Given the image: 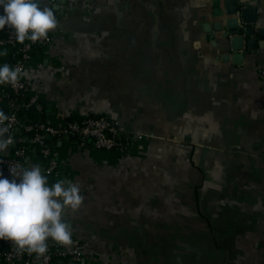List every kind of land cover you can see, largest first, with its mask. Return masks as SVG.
<instances>
[{
	"label": "crops",
	"instance_id": "crops-1",
	"mask_svg": "<svg viewBox=\"0 0 264 264\" xmlns=\"http://www.w3.org/2000/svg\"><path fill=\"white\" fill-rule=\"evenodd\" d=\"M245 2L259 21L240 51L215 29L214 0L59 9L53 43L27 71L49 120L106 116L145 135L126 154L58 144L84 197L64 210L80 264H264V0ZM171 229L174 240L152 237Z\"/></svg>",
	"mask_w": 264,
	"mask_h": 264
},
{
	"label": "built area",
	"instance_id": "built-area-1",
	"mask_svg": "<svg viewBox=\"0 0 264 264\" xmlns=\"http://www.w3.org/2000/svg\"><path fill=\"white\" fill-rule=\"evenodd\" d=\"M39 3L41 7L52 8L58 19L57 28L49 33L46 40L20 43L13 28L6 26L0 29V65L6 63L21 71L15 85H0V101L4 104L0 112L10 118L4 124L8 126L7 136L13 137L10 155L0 157V172L21 170L25 161L34 159L42 162L41 171L47 176L49 184L61 179L71 182V174L58 144L80 146L89 143L101 151L126 154L142 143L145 135L106 116H76L71 120L67 117L59 123L41 119V113L47 109L46 102L28 82L27 71L47 54L61 22L59 9L66 4V0H39ZM31 107L33 110L28 111ZM72 240L71 245L64 246L49 239L46 258L20 251L11 242L0 240V264H80L83 249L77 239Z\"/></svg>",
	"mask_w": 264,
	"mask_h": 264
},
{
	"label": "clouds",
	"instance_id": "clouds-1",
	"mask_svg": "<svg viewBox=\"0 0 264 264\" xmlns=\"http://www.w3.org/2000/svg\"><path fill=\"white\" fill-rule=\"evenodd\" d=\"M0 9V29L13 28L20 43L46 40L58 26L54 10L41 7L39 0H0ZM20 75L19 68L0 65V85H15ZM9 119L0 112V152L13 143L5 135ZM10 173L12 178L0 173V240L38 258H46L49 239L71 245L72 226L64 220V210L78 211L84 204L79 185L63 179L49 184L38 166Z\"/></svg>",
	"mask_w": 264,
	"mask_h": 264
},
{
	"label": "water",
	"instance_id": "water-1",
	"mask_svg": "<svg viewBox=\"0 0 264 264\" xmlns=\"http://www.w3.org/2000/svg\"><path fill=\"white\" fill-rule=\"evenodd\" d=\"M223 1H225V6L221 7ZM252 3H255V0H252ZM214 5L217 7L215 10V16L220 18V20H223L216 25L215 29L218 31L226 29L224 37L231 38V44L234 51L244 49L243 39L240 35H254L255 25H257L259 21L258 7L247 4L245 0H214ZM206 30L207 32L210 31V27H206ZM259 34L264 36L263 28L259 29ZM255 43L256 40L252 38L248 40L247 45L254 46ZM260 45L264 47V42H261ZM242 58V55L234 56L236 62L241 61Z\"/></svg>",
	"mask_w": 264,
	"mask_h": 264
},
{
	"label": "rangeland",
	"instance_id": "rangeland-1",
	"mask_svg": "<svg viewBox=\"0 0 264 264\" xmlns=\"http://www.w3.org/2000/svg\"><path fill=\"white\" fill-rule=\"evenodd\" d=\"M187 139V138H186ZM152 232V237L155 235V236H157V235H159V234H161L162 233V235H166V237H168V239L170 240H174L173 239V237H175V234H176V231L174 230V229H171V230H165V231H162V232H160V231H155V230H153V231H151ZM165 237V238H166ZM171 248V252H175V246H173V247H170Z\"/></svg>",
	"mask_w": 264,
	"mask_h": 264
},
{
	"label": "trees",
	"instance_id": "trees-1",
	"mask_svg": "<svg viewBox=\"0 0 264 264\" xmlns=\"http://www.w3.org/2000/svg\"><path fill=\"white\" fill-rule=\"evenodd\" d=\"M31 110H33V107H31L30 110H28V111H31ZM96 117H100V116H96ZM73 118H75V117H68L67 119H68V120H71V119H73ZM41 119H43V120H47V119H49L48 111H47L46 108H45L44 112L41 113ZM86 144H89V143H86ZM23 162H24V161H23ZM52 180H53V179H50V181H52ZM72 238H73V239H76V238H74V237H72ZM79 243H80L81 247L84 248V246L82 245L83 243L80 242V241H79Z\"/></svg>",
	"mask_w": 264,
	"mask_h": 264
}]
</instances>
